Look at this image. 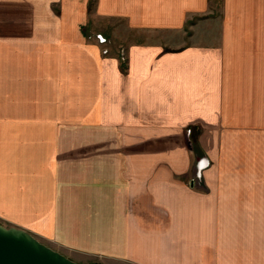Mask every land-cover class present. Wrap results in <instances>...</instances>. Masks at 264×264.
Instances as JSON below:
<instances>
[{"label": "crops", "instance_id": "crops-1", "mask_svg": "<svg viewBox=\"0 0 264 264\" xmlns=\"http://www.w3.org/2000/svg\"><path fill=\"white\" fill-rule=\"evenodd\" d=\"M0 223L82 264H264V0H0Z\"/></svg>", "mask_w": 264, "mask_h": 264}, {"label": "water", "instance_id": "water-1", "mask_svg": "<svg viewBox=\"0 0 264 264\" xmlns=\"http://www.w3.org/2000/svg\"><path fill=\"white\" fill-rule=\"evenodd\" d=\"M0 264H82L40 242L28 231L0 223Z\"/></svg>", "mask_w": 264, "mask_h": 264}, {"label": "built area", "instance_id": "built-area-1", "mask_svg": "<svg viewBox=\"0 0 264 264\" xmlns=\"http://www.w3.org/2000/svg\"><path fill=\"white\" fill-rule=\"evenodd\" d=\"M96 38H98L100 43H103V44L107 43V39L102 36L96 35ZM102 52L106 54L108 52L107 47L103 48ZM207 164H208V160L206 158L198 159V161L196 162V165L198 166L199 169L206 167Z\"/></svg>", "mask_w": 264, "mask_h": 264}, {"label": "rangeland", "instance_id": "rangeland-1", "mask_svg": "<svg viewBox=\"0 0 264 264\" xmlns=\"http://www.w3.org/2000/svg\"><path fill=\"white\" fill-rule=\"evenodd\" d=\"M120 60H121V61H124V60H125L123 53H121V55H120ZM187 133L190 134V129H188ZM194 166H195V171L203 170V169H199V168H198V166L196 165V162H195ZM206 166L208 167V166H209V163H208ZM7 226H8V225H7ZM7 226H6V227H7ZM106 264H119V263L111 262V263H106Z\"/></svg>", "mask_w": 264, "mask_h": 264}]
</instances>
